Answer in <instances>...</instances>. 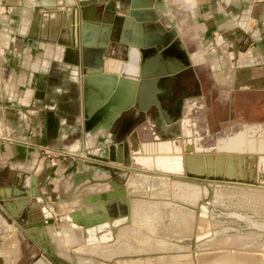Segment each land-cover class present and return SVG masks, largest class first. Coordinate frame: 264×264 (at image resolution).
<instances>
[{
	"label": "crops",
	"instance_id": "obj_1",
	"mask_svg": "<svg viewBox=\"0 0 264 264\" xmlns=\"http://www.w3.org/2000/svg\"><path fill=\"white\" fill-rule=\"evenodd\" d=\"M83 4H88L84 9L90 41L84 48L74 44ZM131 10L137 18H129ZM164 39H170L165 47L173 43L178 49L169 54L179 51L182 55L171 61V68H183L167 76L171 82L158 81L157 89L147 93V102L162 93L169 117L182 126L185 122L190 130L197 110L207 125L205 135L197 131L186 135L200 136L203 144L233 136L245 126H254L258 135H264L260 130L264 125V6L253 0H0V229L5 226L15 232L18 226L41 246L37 236L46 230L45 204L69 213L79 209L77 202L82 198L89 201L88 207L104 206V213L94 209L87 213L91 222L102 215L106 221L125 216L124 200H114L115 205L106 208L111 200L101 202L100 197L118 193L113 172L129 165L127 152L131 162L143 153L158 155L161 145L153 144L156 137L150 136L164 115L149 113L153 102L140 111L136 101L119 114L114 128L113 122L106 129L107 118L94 115L113 95L117 76L114 81L110 77L119 75L127 64L128 42L151 44L139 49L140 60V54L148 57ZM104 49L103 72L86 74ZM109 59L118 60L120 68L110 71ZM148 59L147 68L155 73L156 63ZM173 94L178 106L165 99ZM129 102L124 87L114 105ZM240 121L244 124L238 127ZM211 134V140L204 139ZM165 144L164 151H174L172 142ZM104 147L103 159L89 156L93 148ZM216 152L250 157L248 152ZM236 163L231 167L240 179ZM99 169L106 174L101 177ZM241 169L244 180L248 172ZM97 178L100 181L95 182ZM75 182L93 183L79 197L67 193ZM99 184L103 187L97 188ZM133 205L130 201L129 209ZM65 219L69 220L67 215ZM70 223L67 229L77 226ZM98 226L89 227L90 239H101L91 231Z\"/></svg>",
	"mask_w": 264,
	"mask_h": 264
},
{
	"label": "rangeland",
	"instance_id": "obj_2",
	"mask_svg": "<svg viewBox=\"0 0 264 264\" xmlns=\"http://www.w3.org/2000/svg\"><path fill=\"white\" fill-rule=\"evenodd\" d=\"M197 115L196 110L192 115L195 119L190 120L195 127L189 131L203 135L207 125ZM243 124L240 121L238 127ZM260 130L264 134V125ZM182 132L179 142L183 145L188 136ZM211 135L203 137L211 140L214 137ZM212 144L213 141L204 143ZM94 148L89 156L103 159L106 147ZM128 154L125 157L129 165L113 172V181L122 185L124 198L134 204L129 209V222L121 225L122 230L115 228L109 240L90 239L82 226L67 229L66 223L72 221L65 219L66 210L59 212L55 206L50 208L45 204L43 228L46 230L43 236H37L41 246L18 226L15 232L1 227L0 264H35L39 259L47 264H170L166 261L176 257L177 264H264V169L260 173L256 162L264 153H249L255 157L253 162L245 158L242 167L248 176L244 180L236 179L237 176L198 177L202 187L189 183L197 181L192 176L131 162ZM99 170L100 176L106 174ZM91 183L75 182L67 193L80 197L89 191L87 186ZM204 202L208 203L205 214L201 210ZM85 206L84 198L77 202L78 210Z\"/></svg>",
	"mask_w": 264,
	"mask_h": 264
},
{
	"label": "water",
	"instance_id": "obj_3",
	"mask_svg": "<svg viewBox=\"0 0 264 264\" xmlns=\"http://www.w3.org/2000/svg\"><path fill=\"white\" fill-rule=\"evenodd\" d=\"M92 3H89L91 5ZM88 4H83L82 5V10H81V18L80 22L76 25L74 28V32L76 31V37L74 36V44L76 45L79 43L83 48L85 46H88L90 43L88 39V27L86 24V17H85V6ZM129 18L135 17L137 18V15L135 11L131 10L129 12ZM125 29V26H124ZM164 39L161 41L159 44H155L154 46L157 48V50L163 49L169 42L170 39ZM129 43V49L126 51V60L130 61L132 60L131 56V49H136L137 50V58L135 61L136 64V69L133 73H127V70L125 69V66L120 70L119 75L114 74L112 77V81L115 80V76H117V85L115 88H113V95L110 98L108 104L102 108L97 109L94 118H99L102 116L107 118L105 128L109 129L112 123L116 120V118L119 116V114L123 111L126 110L131 104H133L135 101L138 103V107L140 111H145L150 102L157 103L158 101L156 100V97H154V101H148L145 100L147 98V93L151 92V88L155 87L154 85L159 81V78L161 77H167L168 75L176 74L182 66L177 67V68H167L165 70H160L155 73H151V71L145 67L144 65L139 64V49L147 48L150 47L151 44H147L144 42V44L140 41H135V42H128ZM107 45V43L105 44ZM102 46H104V43H102ZM105 47V46H104ZM103 56H105V49L102 50L97 58V60L93 63L94 67L86 69L85 73L88 75H94L97 76L96 74H100L103 72L104 69V63L105 61L103 60ZM84 57V56H83ZM83 63L85 62V59L83 58ZM90 65V64H84ZM111 73V72H110ZM112 74V73H111ZM87 77V76H86ZM85 79V77H84ZM126 88L130 95V101L128 106H115L114 101L115 97L121 92L123 88ZM157 89V87H155ZM154 89V90H155ZM153 90V91H154ZM152 91V92H153ZM157 91V90H155ZM156 100V101H155ZM134 101V102H133ZM110 109V110H109ZM158 131H157V136L155 142H164V141H175L180 143V139L183 136L182 132V127H181V122L175 119L165 118V120H162L159 125H158ZM187 142V140H186ZM184 143L182 145V150L181 152H185L183 154L177 155V156H171L167 157L168 160L171 159H177L180 161L182 164V169L180 172H176L175 174H181V175H189L192 176L195 179H198V177H204V179H209L211 177H225L226 179H232L234 174H233V167H231V164L234 160L237 161V170H238V178H241V166L243 164V160L240 159V156L238 157L237 155L232 153H228L229 155H225L223 153H193L192 148L189 146V144ZM181 144V143H180ZM121 149V146L118 147V150ZM141 153L140 151H136L135 154ZM154 154H151V157H153ZM135 158V157H134ZM225 158V159H224ZM156 159V158H155ZM226 160L227 162V167L224 169L222 162ZM240 159V160H239ZM216 161V167H213V161ZM121 161V159H120ZM198 163L199 165L193 166L191 163ZM205 165V167H203ZM174 173V172H173ZM114 184V183H113ZM114 186L118 189V193H108L106 196L100 197L101 200L99 201H105V199H108L110 201L109 204H106V208H111L115 205L114 200L118 198H124L125 192L122 187V185H115ZM86 206L77 211H71L67 215L69 216V220H71L73 223H75L78 226H82L84 228H88L91 226H96L102 222H105L106 219H104V215L99 217V219L96 221L91 222L89 218L87 217V213L94 209V210H99L102 213H104V206L101 205V203H96L92 205L91 207L89 206V201L85 199ZM124 203L126 205V211H125V216L129 217V199L124 198ZM21 203H19V206ZM129 222V219L125 223ZM36 224L35 226H38L39 223H34ZM115 230V228L113 229Z\"/></svg>",
	"mask_w": 264,
	"mask_h": 264
},
{
	"label": "bare ground",
	"instance_id": "obj_4",
	"mask_svg": "<svg viewBox=\"0 0 264 264\" xmlns=\"http://www.w3.org/2000/svg\"><path fill=\"white\" fill-rule=\"evenodd\" d=\"M130 54L132 56V60L128 61L127 64H125L126 65L125 69L127 70V73H129V74L133 73L136 69L135 61L137 58V50L131 49ZM108 65L110 66V68L112 67V69H109L110 71H116L120 68V62L118 60H115V59L107 60L106 66H108ZM182 128H183L185 134L190 133L189 129L186 127L185 122H183ZM255 131L256 130H255L254 126H245V128L237 131V133L233 136H229V137H225V138L219 137L216 140V142L213 144V146H208V147H206L203 144V141H202L200 136H195L193 139L189 135L186 143L189 144V146L192 148L193 153H201V154H203V153H213V154L220 153V152H216V151H229V152H237V153L238 152H240V153H246V152H248V153H252V152L264 153V135H262L260 133L257 136H253ZM167 142L168 141L155 142V144L160 143V145H161V149L158 152V155L151 157V154L143 153L142 156L135 157L134 162H138L141 166H146V167L154 166L155 168L159 169L160 171H163L166 173H168V172H170V173L180 172L182 169V164L180 163V161L177 159L168 160L167 157L177 156V155L183 154L181 152L182 145L180 146V143L175 142V141H170V142H172V145L174 147V151L173 152H167V151H164V148H163L165 145H167V144H165ZM153 144H154V142H153ZM223 154L229 155L228 153L227 154L223 153ZM237 156L238 157L240 156V159L243 160V162H244L246 157H244L243 155H237ZM249 158H251L250 161L253 162L255 157L250 156ZM224 159H223V162H224ZM223 162H222V165H223ZM256 162H257V167L259 169V172L261 173V170L264 169V156L259 155L258 158H256ZM191 164L193 166L199 165L198 163H195V162H193ZM203 167H205V165H203ZM193 179L197 180V181H189V183L196 184V185L202 187V183L199 182L198 179H195V178H193ZM109 186H110L109 184L106 185V187H109ZM96 187L100 188V187H103V185L99 184V185H96ZM206 209H208V203L204 202V203H202V206H201V210H202L203 214H205ZM45 211H47V210H45ZM67 217L69 218L68 215H67ZM127 219H129V217L124 216L122 218H119V219H116L113 221H105V222L100 223L98 227H95L94 229L92 228L91 231L94 232L93 235L96 238H97V236H102L100 240H109L114 234L113 229L117 228L119 225L125 224ZM85 229H86L87 233L89 234V227L85 228ZM205 237H207V236H205ZM97 240H98V238H97ZM173 258H175V257H173ZM177 259L178 258L176 257V260L173 259L171 261H166V262H168L170 264H172V263L177 264L176 263ZM163 260H164V257H163ZM163 260H162V262H163ZM251 260H250V262H251ZM158 261H159V259H158ZM183 261H186V259ZM37 264H47V263L44 260H39ZM236 264H237V262H236Z\"/></svg>",
	"mask_w": 264,
	"mask_h": 264
},
{
	"label": "flooded vegetation",
	"instance_id": "obj_5",
	"mask_svg": "<svg viewBox=\"0 0 264 264\" xmlns=\"http://www.w3.org/2000/svg\"><path fill=\"white\" fill-rule=\"evenodd\" d=\"M172 49H177V47L176 46H174V44L173 43H171V44H169L167 47H164L163 49H161V50H157V48H156V50H154V52L151 54V55H149L148 57H145V58H142V56H141V54H140V60H139V64L140 65H144L145 67H148V61L147 60H149L148 58H150V59H152L153 61H154V63H156V68H154V72H158V71H160V70H165V69H167V68H169V67H171L172 65L170 64L171 63V61L174 59V58H180L179 56H181L182 57V55L180 54V52L179 51H177L175 54L174 53H168L170 50H172ZM178 50V49H177ZM181 51V50H180ZM112 52H114V50H112ZM183 52V51H182ZM121 56V55H120ZM125 58H126V52H125ZM173 79H174V77H173ZM165 81H167L168 83H169V81H170V79L169 78H167V77H161V78H159V82L158 83H164ZM171 82V81H170ZM171 86V85H170ZM173 86H174V84H173ZM172 89V88H171ZM169 97H172V98H174V100L172 99H168ZM169 97H166L165 99L167 100V101H169L170 102V104H172L173 106L175 105V106H178L179 104H178V102L177 103H175V98H176V96H174V94L173 95H169ZM161 98H163L162 97V93H160L159 94V98L157 97V101H158V104L155 102V103H153V105L149 108V110L148 111H150L149 113H151L152 111L156 114V116L158 117V114H162V115H164V119L165 118H169V116H170V113L168 112V111H166L165 110V108L163 107V103H162V99ZM182 107H183V104L181 105ZM159 109L161 110V111H159ZM182 109V108H181ZM141 114H143V113H141ZM155 114H153V116L155 115ZM160 116V115H159ZM139 117H140V115H139ZM136 119H138V115L136 116ZM162 120H160L158 123L156 122L155 124H154V127H153V134L150 136V138H155L156 136H157V131H158V125H159V123L161 122ZM115 123L116 122H114L113 123V128L115 127ZM111 127V128H112Z\"/></svg>",
	"mask_w": 264,
	"mask_h": 264
},
{
	"label": "built area",
	"instance_id": "obj_6",
	"mask_svg": "<svg viewBox=\"0 0 264 264\" xmlns=\"http://www.w3.org/2000/svg\"><path fill=\"white\" fill-rule=\"evenodd\" d=\"M255 3H258L262 6H264V0H253Z\"/></svg>",
	"mask_w": 264,
	"mask_h": 264
}]
</instances>
